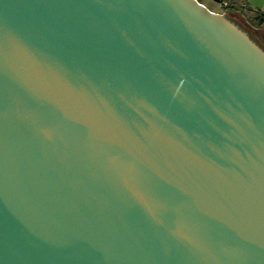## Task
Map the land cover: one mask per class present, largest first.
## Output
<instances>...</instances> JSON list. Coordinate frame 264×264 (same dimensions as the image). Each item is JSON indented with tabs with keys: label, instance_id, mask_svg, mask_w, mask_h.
I'll use <instances>...</instances> for the list:
<instances>
[{
	"label": "water",
	"instance_id": "obj_1",
	"mask_svg": "<svg viewBox=\"0 0 264 264\" xmlns=\"http://www.w3.org/2000/svg\"><path fill=\"white\" fill-rule=\"evenodd\" d=\"M0 264H264V41L195 0H0Z\"/></svg>",
	"mask_w": 264,
	"mask_h": 264
},
{
	"label": "crops",
	"instance_id": "obj_2",
	"mask_svg": "<svg viewBox=\"0 0 264 264\" xmlns=\"http://www.w3.org/2000/svg\"><path fill=\"white\" fill-rule=\"evenodd\" d=\"M208 11L223 15L225 12H231L239 15L244 21L249 20L244 15L254 19L258 14L264 15V0H195ZM223 3L226 6H223ZM222 10V11H221ZM246 23V22H245Z\"/></svg>",
	"mask_w": 264,
	"mask_h": 264
},
{
	"label": "trees",
	"instance_id": "obj_3",
	"mask_svg": "<svg viewBox=\"0 0 264 264\" xmlns=\"http://www.w3.org/2000/svg\"><path fill=\"white\" fill-rule=\"evenodd\" d=\"M246 25L252 28L255 35L264 41V15H257L253 20H245Z\"/></svg>",
	"mask_w": 264,
	"mask_h": 264
},
{
	"label": "rangeland",
	"instance_id": "obj_4",
	"mask_svg": "<svg viewBox=\"0 0 264 264\" xmlns=\"http://www.w3.org/2000/svg\"><path fill=\"white\" fill-rule=\"evenodd\" d=\"M222 11V10H221ZM247 19H249V20H252V19H250V18H252V17H249L248 15H244Z\"/></svg>",
	"mask_w": 264,
	"mask_h": 264
},
{
	"label": "built area",
	"instance_id": "obj_5",
	"mask_svg": "<svg viewBox=\"0 0 264 264\" xmlns=\"http://www.w3.org/2000/svg\"><path fill=\"white\" fill-rule=\"evenodd\" d=\"M223 6H226V4H225V3H223Z\"/></svg>",
	"mask_w": 264,
	"mask_h": 264
}]
</instances>
